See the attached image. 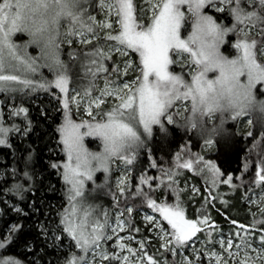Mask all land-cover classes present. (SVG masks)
Wrapping results in <instances>:
<instances>
[{"label":"snow or ice","instance_id":"snow-or-ice-1","mask_svg":"<svg viewBox=\"0 0 264 264\" xmlns=\"http://www.w3.org/2000/svg\"><path fill=\"white\" fill-rule=\"evenodd\" d=\"M145 2L147 4L148 0ZM149 6L145 20L146 9L137 8L135 0H99V7L106 10V15L104 20H97L90 0H0V89L24 92L25 89H50L54 85L64 93L60 99L64 115L58 131L67 157L62 164L69 203L61 212L60 224L63 233L75 245L64 264H105V260H112L113 264L115 261L119 264H145L144 257L151 264H169L166 257L161 262L150 255L144 241L139 242L137 249L115 235L126 227V222L118 212L116 223H112L107 208L100 212L98 205L88 203L85 181L95 182L97 169H103L107 179L111 164L117 159L130 173L137 149L153 135L154 125L159 126L161 132H167V125L181 124L182 120V127L206 132L209 138L204 143L211 145L214 142L211 137L222 129L225 119H236L254 110L264 114V99L256 96L258 87L264 90V0H150ZM206 6L221 15L228 13L232 24L227 25L210 11H205ZM189 16L191 30L183 35L182 28ZM257 30L259 39L252 36ZM17 32L27 33L29 39L23 43L14 41L13 34ZM232 32L237 33L233 41L236 54L227 55L221 46L226 35ZM73 38L86 46L82 54L72 47ZM93 41L95 46L87 47ZM29 44H35L39 52L31 54ZM64 44L69 46L67 60L61 55ZM127 50L138 54L139 73L135 79L125 80L122 84L119 76L111 83L106 79L104 88L94 98L92 83L84 88L83 95L68 96V86L77 63L85 76L95 82L100 73L108 76L104 62L111 58L112 52ZM124 64L126 73L133 61L127 59ZM41 65L52 71L51 79L42 73L39 79L32 78V74L40 73ZM176 65L180 66L179 72L172 70ZM112 68L119 73L118 64ZM211 72L215 75H210ZM109 95L112 104L105 110L102 104L106 101L102 97ZM71 103L78 107L82 105L93 118L73 119ZM93 106L99 111H94ZM9 111L11 115H19L26 114L28 109L21 104L15 108L10 106ZM217 113L221 117L220 123L207 128L206 118L214 119ZM252 123L250 118L248 124ZM16 127L6 125L0 115V144H8V133ZM85 136L98 137L100 150H89L84 143ZM261 139H264V131ZM251 147L257 148V141H253ZM52 166L59 168L60 163L53 162ZM181 166L199 168L201 175L207 172L205 182L211 185L220 178L221 170L215 162L205 161L198 153L194 159L191 156L183 160L177 158L175 167L163 170L160 177L174 191L177 189L174 179ZM243 167H249L247 159ZM23 175L28 176V171ZM228 175L230 182L233 174ZM139 179L140 183L135 185L136 191L131 195L142 196L168 222L171 230H162L160 235L164 243L161 248L175 255L178 246L182 248L190 237L195 238L201 221L210 220V216L188 219L179 198L172 204L164 200L157 203L149 192L142 190V185L150 178L141 175ZM127 182L128 177L122 173L117 179L119 193L126 192L124 185ZM252 183L264 187V156H258ZM17 187V184L13 185L14 189ZM259 202L264 210V190L259 194ZM15 208L20 210L19 205ZM127 210L131 213L132 205H128ZM146 219L153 220V217L146 216ZM212 224L215 225V221ZM19 227L17 224L10 226L9 235L0 240V248L8 244L13 238L11 232ZM109 228L115 238L113 252L102 247L104 239L110 236ZM205 231L203 245L206 249L210 240L220 244V251L209 249L205 253L210 259L214 257L217 264H229L223 259L225 252L232 264H236L238 257H242V264L264 262V229H260L259 248L253 247L247 231L240 241L231 233L227 238L220 233L216 241L213 231L208 228ZM194 254L199 257L201 252L195 249ZM182 261L183 264H193L192 259L183 255ZM0 264H23V261L8 255L0 257Z\"/></svg>","mask_w":264,"mask_h":264},{"label":"trees","instance_id":"trees-1","mask_svg":"<svg viewBox=\"0 0 264 264\" xmlns=\"http://www.w3.org/2000/svg\"><path fill=\"white\" fill-rule=\"evenodd\" d=\"M94 2L95 0H90V3ZM204 10L210 11L227 25L232 24V18L228 13L221 15L208 6ZM252 36L259 39L258 30L252 33ZM226 38L224 49L233 50L234 47L230 43L235 41L237 33H228ZM65 49L66 46L62 53L65 52ZM136 61L139 62L137 58ZM256 91L257 99H263L264 90L261 91L258 87ZM43 92L44 90L40 89H36V93L27 90L22 94V97L13 94L14 106L22 104L28 109L27 113L11 115L3 112L2 114L5 123L13 125V122H16L14 125L17 127L10 129L8 144L0 145V240L4 238L3 231L9 225L17 224L20 227L11 232L13 238L5 247L1 248L0 253L3 256L17 257L26 264H33L32 261L26 260L24 256L26 253L40 259L39 264H43L46 257H50L53 253L51 250L53 248L50 247L49 251L47 247L48 241L44 242L43 231L39 227L46 226L47 219L53 220L55 213L58 215L60 206L65 203L64 183L60 176V167L52 166L53 162L59 163L63 158L62 154H57L60 147L58 125L64 114L63 106L57 110V106L50 101L47 102L45 96L27 100L28 93H32L33 97L38 94L42 95ZM247 115L250 116L253 123L245 127L239 118L225 119L222 129L214 137H211L214 141L212 146L206 150H203V145L204 141L209 138L207 133L182 127V120L181 124L167 125V132H161L159 126L154 125L153 135L137 151V159L135 158L132 162V184L139 174L152 172L150 167L152 161L158 159L157 162L166 161L169 164L173 155L178 154L183 147H187V151L189 150L194 156L198 153L205 160L214 161L221 170V178L228 177L229 179L228 174H233L229 183H221L215 190H210L208 194L204 190L203 183L200 182L203 179L197 178V175L192 176L201 183V191L207 196L204 199L203 194L195 196L188 192L186 194L180 192V201L188 215H197L194 212L198 210L199 215L206 213L210 216V222L215 221V225L210 226L209 229L227 228L237 236L245 235L247 231L248 235L259 238L260 229H264V210L261 208L256 214H252V210L246 205V199L248 191L254 188L252 181L255 180L258 156H264V139H261V132L264 131V127H262L264 114L259 110H254ZM220 119L218 113L213 120L206 118V127L211 128L214 123L219 124ZM29 122L31 123L29 124ZM253 141H257V148L251 147ZM246 159L249 162L247 169L243 167ZM25 171H28V176L23 175ZM184 172L181 177L190 176L187 170ZM14 184L18 185L15 189L13 188ZM6 189L8 191H5ZM254 189L262 190L264 187L259 185ZM129 190L126 196L116 200L111 206L119 207L127 203L132 204L134 208L147 206L144 199H140V196L139 198L133 197L131 195L133 191ZM143 190H148L145 185ZM151 190L154 188L151 187ZM154 194L153 191L151 195ZM5 197L19 205L20 210L16 211L7 207V202L4 201ZM127 219L129 220V229L133 230L134 221H130L129 217ZM237 224L242 226H237ZM135 233L143 235L144 232L137 229ZM66 238H68L67 234L62 233V241ZM145 246L150 255L159 259V255L153 251L150 242H145ZM169 257L170 255H167V258ZM49 264H54V260H51Z\"/></svg>","mask_w":264,"mask_h":264},{"label":"rangeland","instance_id":"rangeland-1","mask_svg":"<svg viewBox=\"0 0 264 264\" xmlns=\"http://www.w3.org/2000/svg\"><path fill=\"white\" fill-rule=\"evenodd\" d=\"M91 4L93 6V11L97 17V20H104L105 15H106V10L100 9L99 0H95V2L91 3ZM135 4H136L137 8L145 7L146 12H145V15L143 18L145 20H147V12L150 11V6H149L150 0H148L147 4H146L145 0H135ZM185 10H186V6H185ZM66 26L67 25L65 24V27ZM190 30H191V17L189 16L186 19L185 24L183 25V28H182L183 35H187L188 31H190ZM253 33H255V32H253ZM13 39H14V41H16L18 43H23L24 41L29 39V36L27 33L17 32V33L13 34ZM226 41H227V38L225 39V43L221 46V50L227 55H235L236 50H235L233 43H230V45L232 47H234L233 50L232 49H229V50L224 49V45L226 44ZM101 42L104 43V41H101ZM109 43H111V42H109ZM65 46H66L65 52L61 53V55H62L63 59L67 60L68 59V48H69V46L67 44H64L63 48H65ZM93 46H95L94 41L90 42V44L87 47H93ZM72 47L75 49H78L81 52V54L86 49V46L79 43L76 38H73ZM28 51L31 54L35 55L37 52H39V48L35 44H29L28 45ZM136 58L139 61L138 54H136L134 50H127L123 53L118 52V51H113L111 54V58L106 59L104 62L105 66L107 67V70H108V76L106 77L104 75V73H100L98 75L97 79L95 80V82H91L85 76L84 72L79 67V63H77L76 67L73 69L72 79L70 80V83L68 86L69 87L68 96L71 97L72 95H75L77 93L83 95L84 88L88 87L89 83H92V89H93L92 97L94 98L96 95L99 94L100 90L104 88V84H105L106 79H108L109 83H111V81L117 79V76H119L121 84L125 80L132 81L133 79L136 78V76L139 73V67H138L139 62L136 61ZM127 59L132 60L133 65L129 66L127 69V72L125 73L124 72V67H125L124 62ZM181 63H183V61H181ZM115 64L119 65V68H120L119 73H117L112 68V65H115ZM172 70L179 72L181 69H180L179 65H176L173 67ZM185 71H187V70H185ZM41 73L43 74L44 77H46L48 79H51L53 76L52 71L47 66L41 65L40 73L32 74V78L39 79ZM210 75H215V72H211ZM27 90L33 91L34 93H36V89L35 90L25 89L24 92H20L18 90L5 91L3 89H0V115H2L3 112L10 114V111H9L10 106L12 108L16 107L13 104V102H14V95L13 94H18L19 96L22 97V94L25 93ZM38 90H39V88H38ZM40 90H44V92H43L44 94H42V95L38 94V95H35L32 97L31 96L32 93H28L29 96L27 97V100H35L38 97H41V96L44 97L45 96L47 102L50 101L53 105L57 106V110L61 109L59 107L63 106V105L60 103V99L64 96V93H61L59 91V89H57L54 85L51 86L50 89H40ZM260 90L263 91L261 88H260ZM261 91H259V92H261ZM259 92H258V94H259ZM53 93H55V95ZM102 99L106 101V103L102 104V107L105 110H107V108H109L112 104V97L109 95L107 97H102ZM85 102H87V101H85ZM93 108H94V111H96V112L99 111L98 109H96L95 106H93ZM181 110H183V109H181ZM173 111H176V109L173 108ZM70 112H71L73 119H75L77 121L93 118L92 116L89 115L88 112H86L84 110L82 105H80L78 107L77 104H75V103L70 104ZM62 119H63V117H62ZM249 119H250V116L247 114L239 117V121H242L244 127L248 125ZM208 120H213V119H208ZM13 123L15 124L16 122H13ZM61 123H62V120H61L60 124ZM5 124L11 125V124H7V123H5ZM20 134H22V133H20ZM8 137H9V133H8L7 139H8ZM147 139H149V137ZM58 143H59L60 147L58 148L59 151L57 152V154L58 155L62 154V156H63V158L60 159V162H59L60 163V176L63 180V164H62V162L64 160H66L67 157H66L65 152L62 150L63 149V143L60 140V134L58 135ZM84 143H85V146L91 151H99L101 148V142H100L98 137L85 136L84 137ZM0 145H2V144H0ZM210 146H212V144L211 145L204 144L203 150L208 149ZM140 148H142V147H140ZM140 148H138L137 151L140 150ZM186 148L183 147L178 154L173 155L169 164L166 161L157 162L158 159L155 158L156 160L152 161L153 163L150 164L152 172L149 174H146V173L139 174V176L136 177V180L134 181L133 184L131 182L132 173H133L132 164H131L132 171L129 173V172H127V166L122 161H120L119 159L115 160L111 164V170L107 174V179H106V174H105L104 170L103 169H97L96 172L94 173V181L95 182H93L92 180H86L85 181V187H84L85 199L87 200L88 203L98 205L100 212H103V210L105 208H107L108 214H109V219L111 220L112 223H116V214L118 212L121 213V218L126 222V227L123 229H120L115 235L121 236L124 239V242L131 243L137 249H139V247H140V243H139L140 241H144V247H146L145 242H147V241L150 242V246L153 248V251L157 255H159L158 256L159 259H156L157 261L162 262V260L165 257L167 258V255H170V257L167 258V260L169 261V264H171V262L173 260L175 261V264H183V261H182V255H183L185 257H189L190 259H192L193 264H217V261L215 260L214 257L210 259L209 256L206 255L205 253L209 249H214L216 251H220V244L218 242H213V240H210V241H208V248L207 249L203 245V241L206 238L205 229L206 228L209 229L210 226H214L212 224V222H210V220L201 221V227H200L201 229L197 232L196 237L195 238L190 237L189 241L185 242V244L183 245L182 248H180L178 246V250H177L176 254L173 255V253L171 251H167L166 249L161 248V244L164 243V240L161 239V235H160L162 233V230L170 231L171 227L168 224V222L163 219V217L160 215V213L155 211L154 208H152L148 204L146 207H143V208L142 207L134 208L132 206L133 211L131 213H129L127 208H128V205H132L130 203H127L124 206H119V207L111 206V204H113L116 200H120L123 196H126L128 190L130 188H131L130 189L131 191L135 192L136 191L135 185L137 183H140L139 178L141 177V175H144L146 178H150V179H148V183L142 185V190H143V186L145 185V187H147L148 190H143L144 192H149L150 194H152V192L154 191L155 194L151 195V196L157 201V203H159L161 200H164V201L168 202L169 204H172V203L177 202V198H179V203L184 210L185 216L188 219H197L198 217H203L204 215H206V213H203V212H202L203 214L199 215L198 210L196 212H194L197 215H188V213L184 209L183 204L180 201V192H183V193L185 192V194L188 192L190 194H194L195 196L203 194L204 199H205L207 195H205V193H202L200 182L203 183V186L205 187L204 190L208 194L210 192V190H212V189L215 190L217 188V186L220 185L221 183H229L228 177L221 178V173H220V178L217 181V183L215 185H211V184L205 182V176H207V172H205L204 175H201L199 168H196L194 170L192 168H183L181 166L178 174L176 175V177L174 179V183L177 186V189L175 191L173 190V188H170L167 186L166 181H162L160 179L163 170L169 169L171 167H175L177 158H179L180 160H183L184 158H188L189 156H191L194 159L195 156L189 150L187 151ZM205 161H207V160H205ZM196 164H199V162L197 161ZM184 170H187L190 173L189 174L190 176L181 177L185 173ZM122 173H124L128 177V182L124 185V187L126 188V192L123 194L119 193L118 185H117V179L121 178ZM151 175H153L154 177H152ZM192 176H196L197 178H201L203 180H200V182H198V180H195ZM198 176H201V177H198ZM63 183H64L63 196H64V200H65L64 205L60 206L59 213H58V215L55 213V218L53 220L47 219L46 220V226H43V227L40 226L39 227L40 230L43 231L42 236L45 240L44 242L47 243V241H48L49 246L47 245V247H48L49 251H50V247L53 248V249H51L53 253L50 255V257H48V256L46 257L47 259H45L44 262H42L43 264H49L51 262V260H54V264H64V261L69 256L70 250H75L74 242H71L69 240V238H66L63 241L61 239V235L63 233L62 227L60 224L61 212L63 209L66 208V206L69 203L67 193H66V189H67L68 185L65 183L64 180H63ZM151 183H152L154 190H151V188L149 187V185H151ZM153 184L160 185V186L154 187L155 185H153ZM253 185H254V188L259 186L258 184H255V183H253ZM254 188L252 190L250 189L248 191L249 194H248V197L246 199V205L252 210V214H256L261 209V203L259 202V194L262 190H264V189L259 190V189H254ZM114 195L116 197L115 199H114ZM135 198H139V197H135ZM141 198L144 199L142 196H140V199ZM4 201L7 202V207L11 208L12 210L17 211V209L15 208L16 204H14L11 201H9L8 199H6V197L4 198ZM250 201H253V202L250 203ZM143 202H144V200H143ZM59 215H60V217H59ZM146 216H152L153 220H147ZM127 217L130 218V221H134V223H133L134 225L132 226L133 230L129 229L130 225H129V220L127 219ZM156 221H158V224L156 223ZM10 226L11 225H9L3 231V237L8 235ZM237 226H242V225L237 224ZM244 228L247 229V227H244ZM137 229H140L141 231H143L144 232L143 235L136 234L135 231ZM209 230L213 231V239L216 241H218L220 233H222L225 238H227L228 234L231 233L232 236L237 241H240L245 237V235H242V236L238 235L237 236L236 233L232 232L230 229H227V228H219V229L217 228V229H209ZM109 233H110V236L106 237L104 239L102 247H106L109 252H113V251H115V238H114V236L111 235V229L110 228H109ZM57 236H59V239H57ZM130 236L135 237V239H129ZM247 238L253 242L254 248H259L261 246V243H260L259 238L257 236L248 235ZM70 245H71V247H70ZM225 247H227V245H225ZM232 247H233V250H235L236 245L233 244ZM195 249L200 250L201 255L199 257L195 256V254H194ZM0 250H1V248H0ZM76 251H77V253L79 252V250H76ZM1 254L2 253H0V257H4ZM89 255H91V253H89ZM140 255H142V253ZM24 256H25L27 261H32L33 264H39V262H40V259H37L34 255H28L26 253V255H24ZM143 259H144L145 264H151V262L147 261V257H144ZM223 259L229 261V264H232L231 259L228 257L226 252L223 256ZM23 264H26V263L23 262ZM105 264H113V261L112 260H105ZM115 264H119V261H115ZM236 264H242V257L237 258ZM262 264H264V262H262Z\"/></svg>","mask_w":264,"mask_h":264},{"label":"flooded vegetation","instance_id":"flooded-vegetation-1","mask_svg":"<svg viewBox=\"0 0 264 264\" xmlns=\"http://www.w3.org/2000/svg\"><path fill=\"white\" fill-rule=\"evenodd\" d=\"M201 229V228H200Z\"/></svg>","mask_w":264,"mask_h":264}]
</instances>
